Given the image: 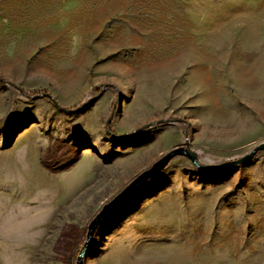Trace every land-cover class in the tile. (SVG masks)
<instances>
[{"label": "rangeland", "instance_id": "374dc122", "mask_svg": "<svg viewBox=\"0 0 264 264\" xmlns=\"http://www.w3.org/2000/svg\"><path fill=\"white\" fill-rule=\"evenodd\" d=\"M118 3L124 7L95 31L78 27L63 44L50 40L47 57L41 53L48 49L33 56L41 42L27 47L3 34L0 90L7 105L30 117L19 132L33 123L44 133L51 110L68 118L49 117L51 123L68 120L71 128L106 102L99 123L104 139L93 143L86 134L80 150L70 145L59 156L45 152L52 174L71 168L83 149L89 152L97 165L85 183L64 204L56 197L37 209L41 224L34 233L13 240L0 232V244L18 249L21 264H63L55 246L64 227L87 233L106 203L172 149L189 145L201 161L218 165L264 142V0ZM130 7L133 16L124 17ZM134 107L139 116L131 122ZM1 135L0 166H11L16 161L4 158L18 153L22 142L7 152L17 133ZM21 172L0 171L1 203L28 202L27 194L12 192L31 181ZM84 264H264V151L245 165L216 171L175 158L104 222Z\"/></svg>", "mask_w": 264, "mask_h": 264}, {"label": "crops", "instance_id": "0c3cea01", "mask_svg": "<svg viewBox=\"0 0 264 264\" xmlns=\"http://www.w3.org/2000/svg\"><path fill=\"white\" fill-rule=\"evenodd\" d=\"M118 1L0 0V57L4 54L1 44L4 41L3 34L5 32L10 33L8 42H21L20 40H24L23 42H29L27 47H31V43L37 41L44 46L37 47L35 51L37 49H48L50 40H57L63 44L64 40L67 39L66 34L69 30L76 31L81 27V32L95 31V25L100 26L109 16H114L118 13V7H124ZM123 9L126 10L123 13L124 17L128 16L131 18L133 16L131 7L128 11L126 8ZM37 52H34L33 56H36ZM50 54L49 49L48 51L44 50L41 53V57H47ZM5 95L7 93L0 90L1 136L4 139H9V137H14L17 133L12 146L6 149L7 152L13 151L19 142H22V144L18 153L4 158H11L16 162L11 166L6 161L2 162L4 164L0 166V171L4 173V176H21L23 174L21 171H24L30 176L31 181L23 186H13L15 190L12 192L19 191L22 194H27L24 196L27 197L28 202H25L22 206H10L0 201V232L3 233L6 230L13 235V240H20V234L30 235L41 224V219H38L37 216V209L44 208L52 202V198L56 197L63 198L64 204L85 183L89 169L97 165V161L93 156L89 152L86 154L85 149H83L71 168L66 170L62 168L59 173L52 174L48 170L53 167V163L46 161L45 152L49 150L51 155L59 156L70 145H76V148L80 150L85 145L86 134H88L87 136L90 137L93 143L104 139L105 131L99 123L102 120V109L106 106V102L101 105L105 101L104 97L86 114L81 115L73 122L74 128L72 124L71 128H69L68 120L63 125H60V123L55 126V122L51 123L49 117L60 121L61 119H68L51 110L48 119L44 120V124H46L44 133L42 131L36 132L37 130L35 131L32 127L33 123L28 126V129L26 127L19 132L20 128L30 120V117L14 107L12 103L7 105ZM137 110L138 108L134 107L128 112L131 122L139 116ZM31 118L36 122V115L32 114ZM96 124L98 126L95 129L94 126ZM135 126L136 123L133 124V127ZM58 138V142L62 144H56ZM57 159L58 157H55L53 161ZM16 165L19 166V174L15 172ZM50 185L55 186V190H57L54 192L55 194L48 192ZM0 245L2 246H0V264H21L18 249H7L3 247V244Z\"/></svg>", "mask_w": 264, "mask_h": 264}, {"label": "water", "instance_id": "95a60500", "mask_svg": "<svg viewBox=\"0 0 264 264\" xmlns=\"http://www.w3.org/2000/svg\"><path fill=\"white\" fill-rule=\"evenodd\" d=\"M155 124H159L156 122ZM147 126L136 130L132 133L140 132L142 129H145ZM131 135V136H132ZM264 151V142L259 144L250 154L235 160L229 161L218 165L207 164L199 159V155L197 152H194L190 149L189 145L179 146L172 149L165 156L159 159L156 163H154L150 168L144 170L137 178H135L128 186H126L115 198L106 203L99 213L95 216V218L91 221L88 226L87 239L83 246L81 253L78 256L77 264H84L86 255L91 249L93 242L96 237V233L99 228L104 224V222L121 206H123L145 183H147L150 179L160 174L164 171L168 164L174 160L175 158L182 156L188 158L194 166L201 170H221V169H233L241 165H245L251 162L255 156Z\"/></svg>", "mask_w": 264, "mask_h": 264}, {"label": "trees", "instance_id": "16d2710c", "mask_svg": "<svg viewBox=\"0 0 264 264\" xmlns=\"http://www.w3.org/2000/svg\"><path fill=\"white\" fill-rule=\"evenodd\" d=\"M86 234V229L73 224L64 227L55 246L57 252L63 253L61 258L63 264H71L72 256L81 248Z\"/></svg>", "mask_w": 264, "mask_h": 264}]
</instances>
